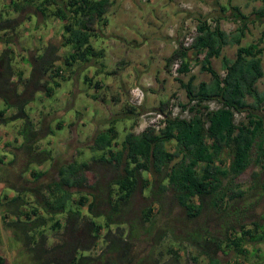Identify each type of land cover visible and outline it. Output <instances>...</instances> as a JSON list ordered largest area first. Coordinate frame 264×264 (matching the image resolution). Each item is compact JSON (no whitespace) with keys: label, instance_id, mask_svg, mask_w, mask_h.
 Returning <instances> with one entry per match:
<instances>
[{"label":"trees","instance_id":"1","mask_svg":"<svg viewBox=\"0 0 264 264\" xmlns=\"http://www.w3.org/2000/svg\"><path fill=\"white\" fill-rule=\"evenodd\" d=\"M110 1L9 0L5 3L6 8L9 7L14 13L26 11L27 5L30 4L32 15L39 13L43 19L53 17L61 22L59 43L49 40L42 51L21 57L29 66L28 73L25 74L22 67L13 65L15 53L10 47V36L6 35V31L14 30L23 22V18L10 17V14L2 16L0 13V41L4 45L0 49V124L21 121L22 126L18 130L22 138L20 147L29 154L35 150L34 141L39 131H36L35 124L30 120L26 104L34 101L36 95H40V99L42 96L52 95L60 81L74 73L77 68L73 69L74 64L78 67L93 65L98 72V66L102 65L104 48L93 47L90 41L96 38L105 22L104 12ZM261 2L262 5L244 13L232 0H227L225 4L215 0L214 6L217 9L207 15L212 23L207 20V16H197L192 41L188 46L178 41L172 54L165 58L164 66L167 69L169 63L178 57V72H188L191 59L198 65L199 71L209 72L210 78L194 83V74H190L186 80L177 76L176 79L187 100H177L178 110L175 113L166 111L163 118L159 119L162 126L157 129L154 125H147L138 133L128 129L117 141L118 131L113 119V124L109 127L95 132L88 145V148L95 152L90 155V159L100 160L103 164H111L116 168L115 178L111 183H106L105 187L98 181L85 185L86 176L83 173L89 168V162L86 160L74 158L60 164L55 172L57 179L48 182L45 187L47 191L40 199L39 207L45 216L38 213L36 206L23 211L19 207L23 208V204L27 203L23 191L26 190L35 196L40 194L39 187H18L9 183L8 177L5 179V186L13 190V195L2 193L0 204L6 200L4 204L16 215L5 224L22 231L24 243L33 253L32 258L36 264H90L96 259H100L102 264H172V261H176L179 258L177 254L167 260L159 259L161 252L158 256L151 252L140 258L132 254L131 237L137 227L128 223L129 228L125 231L120 225L123 220L119 214L137 188L138 181L141 192H144V199L147 200L146 205L138 211L141 222L150 220L153 203H160L168 189L172 191L174 199L179 202L188 219L196 217L204 199L214 207L220 208L228 199L242 196L244 191L236 183L234 189L227 188L230 195H227L221 183L224 178L235 177L249 164L261 165L264 160V87L259 90L256 85L264 75L261 66L264 29L260 30L252 41L241 43L253 24L264 22V0ZM24 16L30 18L29 13ZM227 18L235 25L226 31L219 21ZM228 44L235 45L232 56L223 54V48ZM61 47L65 48V51L59 54ZM211 58H218L221 72L211 67ZM93 78L94 75H85L83 81L93 85V90L96 91L100 83L95 80L92 84ZM167 103L168 100L166 104L161 102L155 108L162 111ZM126 110L125 113H130L131 116L137 113L132 104H128ZM183 112L185 113L182 114ZM236 113L241 115L240 118L235 119ZM57 126L61 128V123H57ZM99 151L100 155L97 154ZM41 153L43 155L39 161L48 157V151ZM33 161L37 162L26 158L20 169L21 173L27 170L35 181L42 176V171L29 167ZM11 162L12 159L9 164ZM3 165L0 156V171L4 173L7 169ZM250 174L253 181L251 186L260 185L258 170H253ZM84 186L90 188L91 199L87 195L78 194L76 202L79 205H74L72 193L80 191ZM102 203L106 205V210L97 211L96 207ZM82 204H86L85 209L91 213L85 220L89 230L87 245L81 246L77 240L71 243L58 239L46 246L44 229H40L44 227L46 219H52L49 225L54 230L58 229L61 227L60 223L58 219H53V215L65 212V228L67 224L76 227L77 222L82 219L79 211ZM97 214H101L102 220L93 219ZM23 215L25 218L21 219ZM0 217L3 220V214L0 213ZM252 225L253 228L241 229L240 237L236 236L235 232L231 234L233 228L229 224L223 245L229 246V249L235 251V255L245 253V249L240 246L241 242H257L264 235V227L262 230L256 220L252 221ZM165 230L169 232L167 240L170 243H178L180 238V241L186 240L198 247L201 253L204 252L207 256L206 264H220L218 252L226 253L221 247L222 243L214 236L207 235L205 230L200 232L193 229L188 232L183 229L182 236L178 237L168 225ZM155 235L158 238L157 232ZM56 236L61 237L59 233ZM99 237L102 238V246L100 251L96 252L97 255L89 251L78 255L77 249L98 247L94 242Z\"/></svg>","mask_w":264,"mask_h":264},{"label":"rangeland","instance_id":"2","mask_svg":"<svg viewBox=\"0 0 264 264\" xmlns=\"http://www.w3.org/2000/svg\"><path fill=\"white\" fill-rule=\"evenodd\" d=\"M9 0H0V13L2 16L23 18V22L14 30L6 31V35L10 36V47L14 49V66L18 65L22 67L25 74L28 72V64L22 61L21 57L24 55H29L35 52L42 51L45 43L50 41L58 42L61 22L57 18L50 17L49 19H43L39 13L32 15V5H27L26 11L14 13L8 7L6 8V2ZM215 0H184L185 10L188 14L184 15L185 28L189 26L196 25L197 16H207L209 13L215 11L217 8L214 6ZM219 3L225 4L227 0H217ZM238 4L240 9L244 13H248L251 8L262 5L261 0H232ZM9 9V10H8ZM29 13L30 18L27 19L23 15ZM208 17V21L211 20ZM220 25L223 29L230 30L234 27V23L227 18L226 20H220ZM259 31V27L253 24L250 27L249 34L245 36L241 43L247 44L252 41ZM99 40L92 38L90 43L93 47L100 46L98 44ZM96 45V46H95ZM235 45L224 46L223 53L226 55H233L235 50ZM4 47L0 41V49ZM100 48V47H96ZM61 54L65 51V48L61 47ZM264 55L261 57L262 69L264 72L263 65ZM17 63V64H16ZM211 66L216 70L219 69V60L217 58L211 59ZM75 71L70 74L69 78L60 81V85L54 89L52 95L49 97H43L40 99V95H36L35 100L26 104V111L29 113L30 120L35 124L36 131H39L38 137L35 139L36 144L33 153L29 154L24 149L20 147L22 143V138L18 134V130L21 128L22 123L20 120H16L6 125L0 124V156L3 159L4 167L7 170L8 182L12 183L18 187L25 185L28 187H39L38 192L40 194L32 195L28 191H23V196L27 200L26 204H23L20 209L28 210L31 206H36L38 208V213L44 214L42 209L39 207L41 202V196L47 191L45 189L46 185L51 179H57L56 168L58 165L70 161L74 158L79 160H86L89 162V168L83 173L86 176L85 185L92 184L98 181L105 187V184L110 182L115 178L116 168L111 164L105 165L100 160H91L90 155L95 152L88 148L91 143L92 137L95 132L98 133L100 129L109 127L111 124H115L117 128L116 140L119 141L126 130L131 129V132L138 133L142 128L148 125L149 121H159L156 115L158 110L154 107L142 108L140 105L136 108V115H123L118 113V109L114 110V103L107 99L105 95H101V90H93V85L88 84L83 81L85 75L91 77L92 84L95 80L99 78V72H96V66L88 67H78L73 66ZM191 72L196 74L194 83L202 79L210 78L209 72L198 71V66L192 65ZM221 72V71H220ZM181 75V73H180ZM183 79H187V74L182 75ZM257 87L262 89L264 87V78L256 82ZM100 92V93H98ZM127 101L128 91L125 97ZM173 98L174 102L170 108V99ZM182 98V99H181ZM168 104L163 106L165 111L174 112L178 110L176 105L177 100L186 101V98L182 93L179 95H169L166 99ZM250 100V98H248ZM166 104V103H165ZM144 105V104H143ZM116 107V106H115ZM141 107V108H140ZM151 111L149 114L147 112ZM143 113V114H142ZM145 113V114H144ZM183 112L182 114H184ZM240 114L235 115V119L240 118ZM112 119L115 121L111 122ZM42 121V122H41ZM57 123H61V128L57 126ZM43 124V125H42ZM47 124V126H45ZM140 124H142L140 126ZM49 126V128H48ZM145 126V127H146ZM42 127V128H41ZM48 157L41 159V152H47ZM97 151V150H96ZM38 154H37V153ZM227 154V152L225 151ZM100 155V151L97 153ZM37 160V162H31L29 167H34L35 170L42 171V176L39 179L33 181V177L28 174L27 170H23L21 173V166L26 158ZM46 157V156H45ZM12 159L13 162L9 164ZM8 163V164H7ZM258 170V175L261 177L260 185L251 186L253 183L251 177V171ZM22 174V175H21ZM142 174V173H141ZM144 175V174H143ZM149 177V175H148ZM237 184L239 188L244 191L242 196L228 199L224 202V206L220 208L214 207L207 199H204V203L200 212L194 218H187L185 216L184 210L181 208L179 202L174 199L171 190H166L162 201L158 204L153 203L152 214L150 220L147 222H141L139 218V209L146 205L147 200L144 199L141 188L138 186L134 193L129 197V200L125 203L122 210L120 211V218L123 220L121 227L128 230L129 224L136 226V231L131 237V250L133 255H137V258L146 256L147 254L153 253L154 256L160 255V260H167L172 257V255L177 254L179 258L176 261H172V264H206L207 256L204 252L201 253L200 249L189 242L180 241L178 243H170L167 240L169 232L165 230L167 225L171 227L174 235L183 233V229L188 232L199 230L202 232L205 230L207 235L214 236L219 240L222 245L221 247L226 251L218 252L217 257L220 264H229L234 262L236 264H264V235L261 236L259 241L252 242H241L240 246L245 249V253H238L235 255V251L229 249V246L223 245L225 243V237L228 234L226 230L229 224L232 226L231 234L234 232L236 236L242 237L241 229L253 228L252 221L256 220L259 225L264 227V160L261 165L249 164L243 171L238 173L235 177H227L222 180L221 186L229 194L227 188L234 189V184ZM2 193H7V196L13 195V190L11 188L4 186ZM90 188L86 186L82 187L79 191H74L72 194L74 205H79L76 201L78 194L87 195L90 197ZM11 192V193H10ZM1 193V194H2ZM10 193V194H9ZM89 194V196H88ZM3 199V196H1ZM38 201V202H36ZM6 200L0 204V213L7 215L8 219L11 221L16 215L10 212V208L6 206ZM227 203V204H226ZM86 204H82L79 207L81 220L77 222L76 227L67 224L65 228V217L66 213H56L53 215V219H58L60 226L58 229H53L49 222L52 220L50 218L46 219L44 227H40L43 230V234L46 237L45 245L48 246L50 243L57 241L58 239H63L66 242H74L77 240L81 246L87 245L89 237L87 235L88 226H86L85 220L91 216L85 209ZM105 204L102 203L96 207L97 211H105ZM68 208V207H66ZM104 209V210H103ZM31 214V213H30ZM33 215V214H31ZM30 215V216H31ZM45 215V214H44ZM46 216V215H45ZM25 218L24 215L21 219ZM92 218V217H91ZM6 219L5 222L9 220ZM95 221L102 220V216L95 215L93 218ZM0 217V224L2 222ZM144 228H151L149 231H144ZM7 234L10 235L9 249H11V255L16 257L17 261L14 259L13 264H33L32 252L27 251L26 247L23 245L22 241L24 235L21 230L15 226L7 225ZM166 231V232H165ZM155 232H157L158 238H156ZM260 229L257 230V233ZM14 233V234H12ZM59 233V236L56 234ZM165 233L161 238L159 237ZM56 236V237H55ZM246 237V236H243ZM37 238V236H36ZM101 244V245H100ZM94 245L98 247L94 248L90 246L87 250L77 249L78 255L86 254L88 251L94 255H97V251H100L102 246V238L99 237L95 240ZM96 249V250H95ZM20 251V252H19ZM22 251V252H21ZM0 252L3 253V249L0 246ZM175 252V253H173ZM99 254V252H98ZM8 253L5 255V264H10L11 260ZM11 256V257H12ZM136 257L134 259H136ZM90 264H102L101 260L96 259L90 262Z\"/></svg>","mask_w":264,"mask_h":264},{"label":"crops","instance_id":"3","mask_svg":"<svg viewBox=\"0 0 264 264\" xmlns=\"http://www.w3.org/2000/svg\"><path fill=\"white\" fill-rule=\"evenodd\" d=\"M184 4V0H111L107 3L105 22L94 38L100 43V46H95L104 48L102 65L98 66V72L101 69L98 91L101 90V95L114 103V110L118 109V113L127 111L130 103L125 97L131 85L144 88L142 108L166 103L169 95L180 96L182 93L185 97L178 79L164 66L165 58L172 54L174 44L185 28L184 15L188 13ZM255 25L259 31L264 29V22ZM261 45H264V40ZM189 64V71L181 73L180 77L186 74L187 78L190 74L196 77L191 72V66L195 65L191 59Z\"/></svg>","mask_w":264,"mask_h":264},{"label":"built area","instance_id":"4","mask_svg":"<svg viewBox=\"0 0 264 264\" xmlns=\"http://www.w3.org/2000/svg\"><path fill=\"white\" fill-rule=\"evenodd\" d=\"M195 29L196 27L195 26H189L188 28L186 29H183V32L181 34V36L176 40L175 44H174V47L176 48L177 46V42L180 41L182 45L184 46H188L190 44V42L192 41L193 39V36L195 34ZM179 62H180V59L178 57L174 58L168 65V73H170L173 77H177L179 75V72H178V66H179ZM129 100L130 102L134 105V106H139L143 103V96H144V92H143V89L140 87V86H133L129 89ZM173 98L170 99V105L168 108L171 107V105H173ZM151 111L147 112L146 114H149ZM170 112L171 113H175L174 111H172L170 109ZM166 111L163 110V111H156V115H157V118L159 119H162L163 116L165 115ZM143 114V113H142ZM145 114V113H144ZM155 119V118H154ZM154 119L153 121H149L148 122V125H154L157 129L162 126L163 124L159 123V121H155L154 122ZM158 119V120H159ZM142 124H140L141 126ZM146 126V124H145ZM145 126L142 128L144 129Z\"/></svg>","mask_w":264,"mask_h":264},{"label":"flooded vegetation","instance_id":"5","mask_svg":"<svg viewBox=\"0 0 264 264\" xmlns=\"http://www.w3.org/2000/svg\"><path fill=\"white\" fill-rule=\"evenodd\" d=\"M4 166V165H3ZM4 175H5V177H4ZM8 177V175H7V173H6V171H4V173L3 172H1L0 171V195H1V193H2V188L5 186V184H6V178ZM1 211V210H0ZM1 214H3L2 212H1ZM3 222H2V225L0 224V246H1V249H3V253H1L0 252V254H1V257H2V264H5L4 262H5V255L8 253L9 255H11V249H9V242H11V241H15V240H11V241H9V237H11L10 235H8L7 234V225L5 224L6 222H5V220L6 219H8V217H7V215H4L3 214ZM1 220H2V218H1ZM9 220V219H8ZM10 221V220H9ZM12 234H14V233H12ZM22 243H23V245L26 247V249H27V244L25 245V243H24V239H23V241H22ZM27 251H29L28 249H27ZM20 252V251H19ZM22 252V251H21ZM32 255H33V253H32ZM31 255V256H32ZM12 256V255H11ZM10 256V259H12V258H14V256H12L11 257ZM16 261H17V259H16V257L14 258ZM14 259H12L11 260V262H10V264H13L14 262ZM13 262V263H12ZM33 264H36V261L35 260H33ZM21 264V263H20Z\"/></svg>","mask_w":264,"mask_h":264},{"label":"clouds","instance_id":"6","mask_svg":"<svg viewBox=\"0 0 264 264\" xmlns=\"http://www.w3.org/2000/svg\"><path fill=\"white\" fill-rule=\"evenodd\" d=\"M167 71H168V68H167ZM178 76H180V72H179V75H178ZM175 78H177V77H175ZM136 85H137V84H136ZM133 86H135V85H133ZM133 86L131 85V86L128 88V98H129V95H130V93H129V92H130L129 89H130L131 87H133ZM137 86H140V85H137ZM140 87L143 89V92H144V88H143L142 86H140ZM143 98H144V96H143ZM144 99H145V98H144ZM143 102H144V100H143ZM129 103L132 104V103L130 102V100H129ZM168 103H169V102H168ZM168 103H167V104H168ZM142 105H143V103L141 104V106H142ZM132 106L135 107V108H137V107H139L140 105H139V106H134V105L132 104ZM164 108H165V106H164ZM164 108L162 109V111L164 110ZM159 112H160V111H159ZM140 131H141V130H140Z\"/></svg>","mask_w":264,"mask_h":264}]
</instances>
